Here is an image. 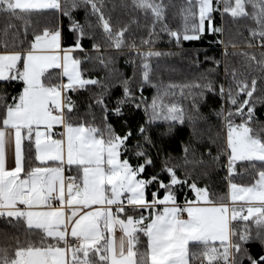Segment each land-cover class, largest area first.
Wrapping results in <instances>:
<instances>
[{"label":"snow or ice","instance_id":"1","mask_svg":"<svg viewBox=\"0 0 264 264\" xmlns=\"http://www.w3.org/2000/svg\"><path fill=\"white\" fill-rule=\"evenodd\" d=\"M120 7L136 15L117 25L105 0H0V264H264V0H184L177 28L163 0ZM34 16L51 20L34 25ZM226 18L251 22L244 43L255 51L242 50L239 66L226 63L218 81L221 62L205 57L214 66L199 80L163 90L153 82V58L170 54L153 47L161 33L177 46L205 35L225 44ZM132 25L146 33L139 42ZM124 48L131 76L108 54ZM92 61L105 76L84 75ZM116 85L122 95L110 107ZM145 85L157 89L150 103ZM89 86L100 91L81 114L70 93ZM176 87L190 108L166 100ZM141 108L135 129L110 121ZM177 124L190 129L182 157L163 143ZM190 164L200 168L195 178ZM220 169L227 191L218 193Z\"/></svg>","mask_w":264,"mask_h":264},{"label":"trees","instance_id":"2","mask_svg":"<svg viewBox=\"0 0 264 264\" xmlns=\"http://www.w3.org/2000/svg\"><path fill=\"white\" fill-rule=\"evenodd\" d=\"M108 5L107 11L113 18L114 24H122L127 23L129 18L133 15H136L129 8H122L120 5L122 3H130V0H105ZM166 5H169L167 9L168 22L170 27L177 28L180 23L179 11L182 5L184 4V0H163ZM117 5L115 9L112 8V5ZM77 19L83 21V11L77 10L75 13ZM51 20V16L45 17H33L34 25L39 24L43 26L45 23ZM61 23L66 25L67 18H61ZM216 23L219 25L221 23L219 15L216 16ZM250 21H236L233 22L231 18H226L223 22V26L225 28V33L221 37L225 44H214L209 43L215 39L214 36L205 35L200 40H192V41H181L180 45L177 46L174 41H170L169 37L166 34L161 33V38L158 39L153 46L155 50H159L165 53H170L169 55L162 56L160 58H153L152 60V80L155 84H157L162 90L168 85H183L187 83H191L193 81L199 80L200 77L204 74H207V70L212 68L214 65L211 60L205 59V57L215 58L219 60L220 67L218 69V76L216 77L219 81L223 77L224 65L227 63L229 65L239 66L242 61V57L239 53L242 50L245 51H255V49H247L244 43L245 38H247V30L245 28L246 24H250ZM0 28H3V20L0 19ZM132 38H135L137 42H139L140 35H146L145 32L138 29L135 25H132ZM231 41L235 43L236 47L233 48L228 43ZM84 46L86 49L90 50V42L86 39L84 41ZM227 47V51L229 53L228 56H225L224 50ZM128 49L124 48L121 50V54H118L112 49L108 50V54H111L116 59V67L120 69L126 76H131L133 69L130 65L125 63L127 56L125 54L128 53ZM95 55V53H93ZM257 55L259 53L257 52ZM198 61V63H197ZM86 71L84 72L85 76H105V71L95 63V61L89 62L82 66ZM259 73H257L258 75ZM137 78H139V71H137ZM11 91V89H10ZM100 91L97 86H89L87 90H81L79 93H70L72 99L79 106V111L83 114L86 110V106L88 103H91L89 99L94 93H98ZM157 89L153 88L151 85H145L144 96L148 99V102H151L152 96L156 93ZM174 94H170L166 97L168 102H176L180 105H183L185 108H190L191 99H185L184 96L187 95V89L184 90V95H181V91L179 87H176L171 90ZM261 94V93H258ZM122 95V90L118 85L111 88L109 95L106 96V102L109 106H113L116 102V99ZM94 111L96 115L99 117L101 115L99 108H95ZM202 111L207 112V107H202ZM257 115L260 116L261 119H264V106L258 105ZM127 120L128 126L135 129L136 126L144 121V112L143 109L139 110H131L125 111V115L122 119H117L114 116L110 115V121L114 124L118 131L122 130V126L124 125V121ZM215 122V121H213ZM158 124L166 127L163 121H158ZM156 131H160V128H157L153 125ZM126 130V129H124ZM190 129L185 125L177 124L175 126L174 135L170 138H165L164 147L166 151L175 157L183 156V144L189 141ZM24 146L27 148L28 142L24 141ZM197 154L196 158H199V153L203 151V148L200 146V143H196ZM215 151V148H213ZM131 156V153L128 154ZM153 157L155 158L156 153L155 150L152 152ZM189 159H193V157H189ZM132 164L137 163V159L133 157L131 159ZM189 170L192 172V177L195 178L200 173V168L198 165L190 164L187 166ZM157 170H159L157 168ZM153 172L152 168L147 169V174L151 175ZM180 175L183 176L184 172L181 171ZM226 175L225 169H220L218 173L213 174V190L220 193L227 191V183L224 179ZM247 179V178H246ZM155 190L154 188L149 189L150 191ZM185 192L188 193L190 199H194V193H192L187 188L184 189ZM161 191V195H162ZM149 194V199H150ZM184 195L180 193L179 202H183ZM0 227H4L2 221H0ZM141 239L145 238L141 236ZM218 244V243H217ZM255 250V248L253 249ZM195 264H199V261H196Z\"/></svg>","mask_w":264,"mask_h":264},{"label":"crops","instance_id":"3","mask_svg":"<svg viewBox=\"0 0 264 264\" xmlns=\"http://www.w3.org/2000/svg\"><path fill=\"white\" fill-rule=\"evenodd\" d=\"M14 165V157H13V154H12V149L9 148V155H8V166L11 167ZM66 173H68L67 171L65 172V176H66ZM117 237H119L120 233L119 231H117L116 233ZM219 243V242H217Z\"/></svg>","mask_w":264,"mask_h":264},{"label":"built area","instance_id":"4","mask_svg":"<svg viewBox=\"0 0 264 264\" xmlns=\"http://www.w3.org/2000/svg\"><path fill=\"white\" fill-rule=\"evenodd\" d=\"M69 175V173H66V176H68ZM226 175H227V173H226ZM225 175V176H226ZM225 178V177H224ZM67 183H71V182H73V181H66Z\"/></svg>","mask_w":264,"mask_h":264}]
</instances>
